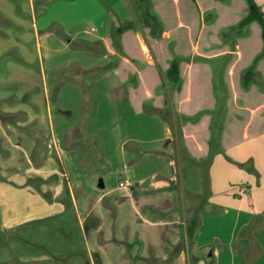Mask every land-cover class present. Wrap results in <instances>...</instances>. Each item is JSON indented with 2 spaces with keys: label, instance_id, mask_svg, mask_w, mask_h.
Returning <instances> with one entry per match:
<instances>
[{
  "label": "crops",
  "instance_id": "0c3cea01",
  "mask_svg": "<svg viewBox=\"0 0 264 264\" xmlns=\"http://www.w3.org/2000/svg\"><path fill=\"white\" fill-rule=\"evenodd\" d=\"M256 2L264 11V0ZM55 3L70 10L48 19L47 6H41L34 26L37 44L46 46L50 61L57 53L68 52L70 45L79 48L82 57L75 61L73 72L65 71L61 77L55 70L60 65H52L50 76H44L45 110L36 98H31L28 105L0 106V228L22 229L72 210L80 224L87 220L93 223L90 229L83 226L87 252L93 260L94 251L87 242V234L95 233L98 225L93 209L101 206L106 195L120 192L121 196L117 197V193L113 199L116 206L125 202L120 200L126 195L134 210L135 200L142 199L139 202L148 204L152 216L156 217L157 211L162 214L164 223L155 224L168 226L160 248L176 243L181 246L179 256L170 264H264V96L253 105L232 97V105L245 112L244 118L228 114V119L243 123L242 140L226 148L219 145L213 151L208 143V155L195 158L183 147L184 119L174 108L171 96L175 87L169 89V107L165 106L163 95L156 92L157 85L154 88L162 96L160 111H167L163 118L155 116L150 99L137 112L126 95L127 87L136 85V75L121 82L115 71L116 63L123 57L119 30L131 25L147 63H158L154 46H165L172 40L177 53L190 55L185 68L197 61L208 64L213 89L211 65L199 57L231 54L226 70L229 76L239 57L236 41L248 34L237 37L232 49L219 37V30L224 27L218 29V45L199 48L196 39L182 44L181 28H191L188 18L183 19V10L196 16L197 33L215 21L214 13L211 21L205 23L208 9L196 12L190 0H56ZM152 8L164 22L163 30L157 27L158 35H152L151 27L145 23L154 15ZM237 14L242 17L244 13ZM50 20L58 24L66 41L51 33L39 39V31L46 29ZM92 21L98 27L89 25ZM106 37L113 47L111 53L105 48ZM54 42L60 50L53 47ZM69 63L62 65L65 70ZM132 64L135 70L141 67L139 63ZM254 88L264 93L255 84ZM254 115L261 119L263 128L249 135L247 128L255 120ZM150 132L156 135L150 136ZM127 141L135 145L125 149ZM89 142L93 145L89 146ZM101 142L115 143L113 156L110 154L107 162L118 165L120 173L109 186L102 171L108 152L97 145ZM162 142L164 146H160ZM192 146L200 150L194 143ZM190 162L198 166L197 186H200L187 189L186 196L194 200L191 207L185 195L176 203L171 193L176 186H184V168ZM122 171L127 176L121 175ZM199 209L202 211L198 213V225L189 241L186 224ZM191 248L196 252L193 256ZM95 259L101 260L98 252Z\"/></svg>",
  "mask_w": 264,
  "mask_h": 264
},
{
  "label": "rangeland",
  "instance_id": "374dc122",
  "mask_svg": "<svg viewBox=\"0 0 264 264\" xmlns=\"http://www.w3.org/2000/svg\"><path fill=\"white\" fill-rule=\"evenodd\" d=\"M41 1H44L43 4H41ZM55 1L0 0L1 107L17 104L28 105L31 102V98L33 100L36 98L40 108L45 110L43 78L44 76H47V78L50 76L53 71L51 66L60 65L55 70H58L57 72L62 77L65 71L73 72L75 70V61L81 59L82 51L70 45L67 49L68 52L57 53V56L50 61L46 53V46L37 44L38 38L34 26L36 23L35 18L38 17V11L41 6H47L48 19L53 16H63L64 13L70 10L66 5L57 4ZM222 1L226 3L228 0ZM182 4L186 7L183 1ZM213 15L214 12L208 10L204 22H210ZM89 25L98 27L95 21L89 22ZM58 29V24L50 20L49 26L39 31V39H43V34L51 33L63 42L66 41V36L60 34ZM247 34V26L224 27L219 30L221 41L227 44L230 49L233 48L237 37ZM154 35H158L157 29ZM53 47L57 51L61 49L57 42H54ZM116 57L115 55L114 58ZM230 57L231 54L207 58L199 57L211 65L216 103L212 109L200 112L192 119H196L204 112L211 115L209 139L211 151L219 146V133L226 113V89L222 73ZM67 62L70 63L67 70H65L62 65ZM161 73L163 78L157 85L156 92L163 95L165 106L169 107L167 104L169 89L174 87L176 83L168 77L167 72L161 70ZM252 82L258 89L264 90V79L257 71L253 73ZM248 86L249 84H245L241 80L242 88L246 89ZM148 105L149 102L147 103ZM162 112L154 111L153 113H155V116L163 118L164 113L167 111L162 110ZM53 113L56 112L54 111ZM153 129L156 131L155 126H153ZM149 135L155 136L156 133L150 132ZM164 143L162 142L160 146H164ZM92 145L89 142V146ZM97 145H100L103 149L105 148L108 152V154H103L104 156L106 154L104 161L106 166L102 171L104 173L103 176L107 180L106 184L109 186L113 184L114 180L117 179L116 175L120 173L118 172V165L115 164L113 166V164L107 162L110 159V154L113 156L112 148L115 147V143L101 142V144ZM132 145L135 144L127 141L124 148L130 149ZM137 149L139 150L140 148L137 147ZM121 173L123 176L126 175L124 171ZM198 175V166L196 164L193 162L186 164L183 178L184 186H176L171 191L176 203L179 202L181 195H187V189L200 187L197 186L199 184ZM117 193H119L117 197H120V192ZM117 193L106 195L100 203L101 206L98 205L93 209L98 216V225L95 233L93 231L87 234V242L94 251L91 257L94 260V264H170L171 260L177 257V254L179 256L181 246L177 247L179 244L176 243L173 246H168V248H160L163 245L161 244L162 234L167 232L168 226L166 223L162 225L155 224L157 221L164 223L163 221L165 220L162 219V214L157 211L155 212L156 217L152 216L148 204L139 202L142 199L135 200L137 204L135 206L136 210H134L129 204L131 200L126 195L123 196L125 198L123 201L122 199L120 200L125 202L116 206L113 203V199H115L114 197ZM186 200L188 201V206L191 207L194 200L190 196H186ZM201 211L200 209L197 210L199 214H201ZM188 214H190V211ZM145 219H147V222H145ZM83 226L90 229L93 223L87 220L84 225L80 224L71 210L64 216L59 215L43 223L27 224L22 229L4 230L0 228V264H92L93 260L90 259L87 252L88 247ZM183 242L185 244V239H183ZM95 252L100 254L101 260L99 262L95 259ZM190 254L193 256L196 252L191 248ZM182 258L184 259L185 257L183 256Z\"/></svg>",
  "mask_w": 264,
  "mask_h": 264
},
{
  "label": "trees",
  "instance_id": "16d2710c",
  "mask_svg": "<svg viewBox=\"0 0 264 264\" xmlns=\"http://www.w3.org/2000/svg\"><path fill=\"white\" fill-rule=\"evenodd\" d=\"M150 1L152 2V0ZM227 2L223 3L222 0H190V4L195 7L196 12L201 11V9L214 11L215 21L200 28L197 33V27L194 24L196 16L192 14V11L185 9L183 10V19L188 18L191 28L183 26L179 32V39L182 44H185L188 40L196 39L199 48H207L210 45L219 44V28L248 27V36L240 37L236 41L235 49L239 53V57L233 65L232 72L229 76L227 75L228 61L222 73L226 89V113L219 133L218 145L221 148H226L242 140L240 130L243 123L228 119V114L234 113L238 117L244 118L245 112L242 109H236L232 105V97H237L247 104L253 105L262 100L264 96V93L261 94L254 88L252 82L254 71L260 73L264 79V11L256 0H228ZM152 10L154 15L151 14V17H149V20H145V23L151 27L150 33L154 35L158 26L163 30L164 22L153 8ZM239 11L244 13L242 17L237 14ZM151 37L156 38L154 36ZM118 41L123 54V57L115 65L119 80L125 82L130 75H136L137 78L136 85L133 87L128 86L126 91L127 99L132 109L137 112L141 111L144 102L150 99L152 110L160 111L162 96L156 94L154 88L162 81L161 70L165 69L164 71L167 72L168 77L176 83L175 88L172 90V98L176 111L184 119L183 147L186 153L192 155V157L207 156L211 115L204 112L196 119L193 120L192 118L200 112L212 109L215 105L208 64L197 61L188 64L185 68L186 62L190 60V55L177 53L175 51V43L172 40H169L167 45H165L166 51L163 44L154 46L153 52L158 63L156 65L147 63L135 36L134 28L131 25L119 30ZM104 43L107 52L111 53L113 47L108 37L104 39ZM169 52L171 57H169ZM132 62L141 64L140 69L135 70ZM167 64L168 67H166ZM193 68L195 72H192ZM198 77H200V80ZM241 80L250 86L246 89L242 88ZM262 111H264V108ZM257 116H253V118H256L247 128L249 135L257 134L263 128L261 119H258ZM192 143L196 145V148L199 146L198 149L200 150L196 151ZM197 225L198 212L196 210L186 224V234L189 241H192Z\"/></svg>",
  "mask_w": 264,
  "mask_h": 264
}]
</instances>
